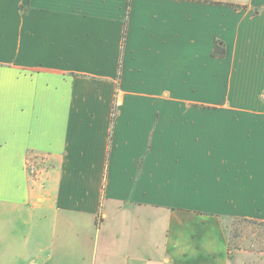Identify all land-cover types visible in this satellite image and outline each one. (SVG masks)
<instances>
[{"label": "crops", "instance_id": "crops-1", "mask_svg": "<svg viewBox=\"0 0 264 264\" xmlns=\"http://www.w3.org/2000/svg\"><path fill=\"white\" fill-rule=\"evenodd\" d=\"M234 218L264 222V0H0V264H231Z\"/></svg>", "mask_w": 264, "mask_h": 264}, {"label": "rangeland", "instance_id": "rangeland-1", "mask_svg": "<svg viewBox=\"0 0 264 264\" xmlns=\"http://www.w3.org/2000/svg\"><path fill=\"white\" fill-rule=\"evenodd\" d=\"M34 157L39 166L40 156ZM41 166L47 169L49 165L45 161ZM97 222L101 224L103 218L99 216ZM224 222L227 238L231 239V264H264V228L247 222Z\"/></svg>", "mask_w": 264, "mask_h": 264}, {"label": "built area", "instance_id": "built-area-1", "mask_svg": "<svg viewBox=\"0 0 264 264\" xmlns=\"http://www.w3.org/2000/svg\"><path fill=\"white\" fill-rule=\"evenodd\" d=\"M36 157L33 156L30 158L26 159L25 162V168L32 180V183L34 184V186H38V187H43L46 179V172L47 169L46 167L44 168L43 166H41V163H45L46 159L42 156L39 157V166L37 164V159H35Z\"/></svg>", "mask_w": 264, "mask_h": 264}, {"label": "trees", "instance_id": "trees-1", "mask_svg": "<svg viewBox=\"0 0 264 264\" xmlns=\"http://www.w3.org/2000/svg\"><path fill=\"white\" fill-rule=\"evenodd\" d=\"M236 8H239V6H235ZM214 55H218V56H223L224 55V51L222 49H220L219 51V47L216 46L215 50H214ZM232 222H247V223H251L254 225H257L259 227L264 228V222H258V221H254V220H249V219H244V218H234L231 219ZM231 239H228V257L229 259H231V255H232V249H231V243H230Z\"/></svg>", "mask_w": 264, "mask_h": 264}]
</instances>
